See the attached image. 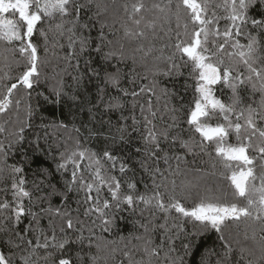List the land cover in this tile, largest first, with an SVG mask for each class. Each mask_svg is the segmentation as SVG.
Wrapping results in <instances>:
<instances>
[{"label":"snow or ice","instance_id":"snow-or-ice-1","mask_svg":"<svg viewBox=\"0 0 264 264\" xmlns=\"http://www.w3.org/2000/svg\"><path fill=\"white\" fill-rule=\"evenodd\" d=\"M172 3L173 0H166L165 3L157 0L151 2L122 0L116 6V0H112V5L115 6L113 24L119 22L122 30V35L116 42L118 48L102 53L104 44L111 45L113 41L108 39L104 32L109 25L100 22L99 42L93 49L97 53H102L105 60L119 57L123 61L127 58L131 60L133 66L140 64L144 68L143 74L136 73L135 67L132 68L128 75L131 90L121 87L122 74L118 67L112 72L105 70L104 80L106 84L115 87L122 96L131 97L130 104L133 111L137 106L139 107L141 119L137 120L135 115L131 116L132 129L139 131V125L141 123L144 125L145 131L141 133V138L145 156L157 164L162 160L168 168L162 170L156 166L149 170L152 180L150 193L134 195L136 186L131 182L127 184L129 191L121 192V181L111 175L110 171H105L101 163L102 159H107L111 162L110 167L115 169L118 157L107 150L103 152V157H98L94 152L79 150L77 141L78 150L67 155L61 153L63 162L58 164V170L67 171L69 164L72 166L71 176L65 182L64 191L57 192L55 186L46 184L47 175L45 180L34 182L37 190L40 189L41 184L51 188L47 196L36 197V201L46 200L51 195L58 194L65 201L64 208L54 209L49 205L47 208H41L39 212L32 211L33 196L25 188V179L23 176L18 180L13 179L11 187L14 189V206L7 202L0 203V212L11 207L12 215L5 216L4 220L0 221V232L8 231L4 225L6 221L11 220L17 239L5 237L0 242L3 245L0 247V264H13V258L19 264H41V262L74 264V259L75 264H83L85 255L91 264H98L102 259L106 261L109 257H101L99 253L104 251L107 245L98 242L102 238L95 237V228H87L89 235H84L85 222L80 219L81 205L85 206L83 216L89 219L95 217L91 219V224L99 227L101 233H108L116 224L117 217L113 209L119 211L122 210L121 205L131 207L136 202L165 214V223L158 227L164 229V238L169 245L172 237L168 235L166 224L170 214L175 212L220 233V239L224 242V259L230 258L233 251H237L241 259L245 258V254L253 255V247L245 246L237 239L235 242L239 247L234 249L223 234V229L229 224L237 226L243 224L244 240H250L253 246H258L262 252L261 260H264V44L261 43V37L264 36V0H219V2L179 0L175 11ZM93 7L95 11L92 10ZM108 8L109 5L102 0H0V14H3L0 15V42L7 45L6 51L11 53L10 60L7 56L4 57L5 64L3 69H0L3 71V75H0V86L4 89L0 92V114L6 113L15 104L17 120L11 123L13 125L22 123L18 118L22 98L14 99L13 92L18 88V84L25 90L33 89L34 84L40 82L41 69L51 62L49 56L67 63L75 59L77 61L75 67L79 70L78 56L83 55L91 47L90 32L95 26L82 22L81 16L86 17L87 21L99 22L98 18L107 12ZM121 9L122 14H119ZM217 9H223L227 15H218ZM182 12L186 17V22L183 24H181ZM8 14L18 19H8L6 18ZM173 17L176 21L175 31L170 26ZM221 20L229 21L223 30L220 27ZM165 24L169 25L167 29ZM189 24L192 25L191 33L188 32ZM66 25L70 26L66 27ZM249 25L251 29L256 30L255 33L249 29ZM181 28L183 33L180 31ZM85 32L89 34L86 35ZM34 34L42 38V46L33 41ZM109 35L114 33L110 32ZM184 36L188 39L185 40ZM241 36L246 38V43H241L239 39ZM63 37L68 41L67 53H63L65 45L59 41V38ZM165 40L173 41L171 44L173 51L169 55L165 54V49L169 48L168 43H161L160 47L156 44L157 41ZM126 45L131 48H127ZM41 47L43 58L40 54ZM129 51L131 54L126 56ZM177 58L182 61L183 67L190 68L189 76L195 81L191 102L184 112V123L192 133L187 139L182 136L184 129L180 127V118L177 115L184 111L185 106L183 103L180 108L171 105L170 97L175 93L165 86H160L157 79L160 76L168 78L173 74L182 75V65L176 62ZM225 58L228 63L225 62ZM85 64L89 65L90 61H85ZM241 65L245 71L239 70L238 66ZM13 67L23 69L15 77L18 83H11L10 86L2 84L4 80L13 79L11 75ZM89 70L93 76L99 75L97 70ZM83 78V74H80L74 76L73 80L79 83ZM139 80H146L148 83L139 84L137 89ZM216 85L226 86L231 90L228 103L216 94L217 89L214 87ZM185 87L187 88V85ZM242 88L250 89L247 104H244L241 96ZM53 91L59 102L62 89H53ZM100 91L103 92V89ZM257 93L260 97L258 101L253 99ZM141 96L146 97L144 103H140ZM162 99L163 111L159 106ZM179 99L182 101L183 97ZM107 106L122 109L124 104L120 97H111ZM26 116L31 117L30 105L27 106ZM165 116L168 117L167 120ZM157 120L165 126L158 127L155 123ZM8 123V120L0 123V133L6 132L5 125ZM29 126L23 123L17 132L10 133L15 136V140L7 146L0 142V153L6 156V149H11L13 143L18 144L23 141L25 127ZM59 126L66 127L63 124ZM119 131L123 132L124 128ZM197 135L199 139H196ZM120 139H124L123 135ZM230 139L233 142H230ZM177 142L181 148L189 152L195 148H199L201 152L212 149L216 158L223 164L224 171L220 175L229 182L232 201L222 200L211 187H208L204 189L198 202L190 208L181 202L182 198L187 199L193 190H199L200 185L192 182L182 183L178 193L176 180L169 179L181 173L179 161L183 158L169 156L164 145L171 149ZM135 151L139 153L142 149L136 148ZM171 159L178 161L175 169L170 164ZM85 160L87 164L82 168V162ZM141 167L148 170L146 161H141ZM11 171L21 173L23 170L12 166ZM125 171L126 165L121 163L119 172L124 174ZM195 171L204 172L203 169H195ZM85 172L88 173L87 179ZM147 187L145 185L146 189ZM105 190L107 198L103 196ZM73 191L82 192L83 197L77 199L75 208H70L67 204L68 193ZM25 199L28 200V207H25ZM73 212L77 215L73 216ZM25 215L30 217V221L21 233L18 228ZM45 217L49 218L47 229L40 224L41 219ZM56 217L61 221L59 224L55 222ZM97 220L100 222L99 225L96 224ZM253 224H258L259 229L252 228L249 235L248 229ZM141 227L144 228L145 233L149 232L146 225ZM29 232L32 233V238H28ZM120 239L123 240L124 237ZM134 239L142 243L138 247L136 245L133 247L149 257L148 264H154L151 257L160 256V250L165 247L164 240L160 244H155L151 236H135ZM70 244L80 249L75 252L74 258L65 254L66 246ZM85 245L89 250L95 247L97 254L93 255L91 251L84 253ZM41 250L44 252L43 256L39 255ZM52 250L60 253L59 258L54 257ZM115 252L116 249L112 248L109 256ZM173 252L175 248L169 246L164 252L161 264H164V261L167 264H183L181 258L170 255ZM123 255L127 258L128 264H143L142 260L133 259L131 251H126ZM120 264H123V261ZM217 264H224V260L218 259ZM248 264H251V261Z\"/></svg>","mask_w":264,"mask_h":264},{"label":"trees","instance_id":"trees-1","mask_svg":"<svg viewBox=\"0 0 264 264\" xmlns=\"http://www.w3.org/2000/svg\"><path fill=\"white\" fill-rule=\"evenodd\" d=\"M103 3L108 4V11L103 13L99 18V22L96 20L87 21L86 17L81 16L82 22H88L94 24L95 26L91 28L90 35L92 37L91 47L83 55L78 56L79 60V70L76 69V60H72L67 63L63 60H56L49 56L51 61L49 64L41 69V79L40 82L34 84L33 89L25 90L19 84L18 88L14 90L13 96L15 98H22L18 118L22 123H17L13 125L11 121L17 120L16 106L13 104L6 113L0 114V123L8 120L9 123L6 126V132L0 133V142L7 146L10 142L15 140V136L10 135V133L17 132L23 123L30 125L25 127L23 133L24 140L20 143H13L11 149H6L7 155L0 153V203H9L14 206V198L11 185L13 179H19L21 176L26 181L25 188L30 191L33 196L32 211L39 212L41 208H47L51 205L54 209L64 208L65 201L60 195L54 194L48 197L46 200L36 201L35 198L39 196H47L51 192V188L46 187L45 184L40 185V189L37 190L34 187V182H39L40 180H45L47 175L46 184L50 183L55 186L57 192L64 191L65 182L70 179L71 168L69 164L68 170H58V164L63 162L61 160V153L65 155L77 149V141L79 142V150H87L88 153H96L98 157H103L104 151H110L113 155L117 156L116 168L112 169L111 162L107 159H102L101 163L105 171H110L111 175L116 176L118 180L121 181V192L129 191L127 189V184L129 182L135 184V190L133 194H146L150 193L152 190V180L149 175V170L159 166L162 170L167 169L168 165H165L162 160L155 163L153 160L148 159L143 152V141L141 138V133L145 131L144 125L141 123L139 125V131H133L132 129V119L131 116L135 115L137 120H140L139 107L133 111L130 100L131 97L122 96V94L111 84H106L104 80L105 70L112 72L118 67L121 69L122 79L121 87L128 88L131 87L128 83V75L131 73L133 67H135V72L143 74L144 68L137 64L132 65L130 59H125L121 61L119 57L112 58L109 60L103 59L102 53L109 50H115L118 48L116 43L121 35L122 30L120 28V23L116 22L113 24V12L115 6L112 5V0H102ZM122 0H116V6H118ZM146 2H151V0H146ZM157 2L165 3L166 0H157ZM219 2V0H217ZM179 0H173L172 7L175 11L176 4ZM95 11V8L92 9ZM217 13L220 16H226L227 13L223 9H217ZM122 14V9L120 13ZM3 15V14H0ZM182 19L181 24L186 22V17L184 13H181ZM8 19H18L11 14H8ZM71 19V18H69ZM100 22L107 23L109 27L104 29L107 38L113 41V44H104L102 47V53H97L93 49L99 42L100 34ZM175 18H172L171 27L175 31ZM229 24L227 20L220 21L221 30L224 26ZM70 25H66L69 27ZM169 27L165 24V29ZM249 29L255 33L256 30ZM79 31V29H78ZM183 33V29L180 30ZM192 25L189 24L188 32L191 33ZM114 33V35H109V33ZM85 34H89L85 32ZM163 35V33H160ZM174 35V33H173ZM187 40L188 37L184 36ZM241 43H246V38L244 36L239 37ZM33 41L38 45L43 44L42 38L38 34H34ZM60 43L65 45L63 53H67L69 49L67 48L66 37L59 38ZM161 43H168L169 48L165 49V54L169 55L172 53L173 49L171 44L173 41H157V47H160ZM261 43L264 44V36L261 37ZM8 46L0 42V69H3L5 64L4 57L7 56L9 60L11 59V53L6 51ZM127 48L131 46L126 45ZM231 51V49H226ZM77 53L79 48L77 46ZM41 57L43 58V49L40 50ZM130 51L126 53L130 55ZM18 55V54H17ZM85 61H90L89 65L85 64ZM178 64L182 65V61L177 58ZM225 62L229 61L225 58ZM240 71H245L243 66H238ZM89 69H95L99 73L98 76H93ZM6 71V69H4ZM22 68L13 67L11 75L13 79L4 80L2 84L18 83L15 77L21 72ZM190 68L181 66L182 75H175L165 78L163 76L157 79L160 82V86L167 87L171 92L175 93L170 97L171 105L180 108L181 103L184 104V111L177 113L180 118V127L184 129L182 136L187 139L192 133L188 129L187 125L184 123L185 115L184 112L187 111V106L191 102L193 96V88L195 81L189 76ZM83 74L84 78L77 83L73 80L74 76ZM235 74V72H234ZM0 75H3V71H0ZM151 79V77H150ZM148 81L139 80L137 82V89L139 84H146ZM187 85V88L185 87ZM216 94L225 102L228 103V97L231 95V90L226 86L216 85ZM53 89H62V95L57 102V97L54 94ZM103 89V92L100 91ZM4 89L0 86V92ZM28 93H31L28 95ZM250 95V89L242 88L241 96L244 99V104L249 103L248 96ZM75 97V99H73ZM111 97H120L124 107L122 109H115L108 107V103ZM179 97H183L181 101ZM146 97H140V103L145 102ZM253 99L258 101L260 99L259 94H255ZM153 103L156 101L153 98ZM162 99L160 102L161 111H163ZM31 107V117L26 116L27 106ZM255 106V105H254ZM127 119H124V118ZM168 117L165 116V120ZM235 119V117H233ZM243 121L241 120V123ZM158 127H164L159 120L155 121ZM66 125V127H60L59 125ZM124 128V131H119ZM77 129L79 131H77ZM123 135L124 139L121 140L120 137ZM196 139H199L198 135ZM230 142H233L230 139ZM166 151H168L169 156H180L183 158L179 161L181 173L174 177H169V179H175L177 184V192H180V185L186 182H192L193 184L199 183V190H193L192 194L187 198L181 200V202L188 208H190L194 203L198 202L201 195L204 193V189L211 187L214 192L219 195L222 200L226 202L232 201V189L229 187V182L225 180L220 173L224 171L223 164L219 162L216 158V154L211 148L206 149L201 152L199 148H195L192 152L186 151L181 148L177 142L171 149L164 145ZM136 148H141L142 151L137 153ZM211 153V154H209ZM161 155V153H158ZM141 161H146L147 169L141 167ZM124 163L126 165V171L124 174L119 172V165ZM178 161L176 159H171L170 164L173 169H175ZM87 161L82 162V168L85 167ZM215 165V167H213ZM12 166L22 168L21 173H13L11 171ZM195 169H203V173L196 172ZM215 173V175H213ZM85 178H88V173L85 172ZM167 175V172H165ZM159 181V177H157ZM147 185V189L145 188ZM218 190V191H217ZM69 200L67 204L70 208H75L77 199L83 197V193H77L75 191L68 193ZM103 196L107 198L106 190L103 192ZM25 207H28V200H24ZM84 205L80 207V219L85 222L84 235L88 236L89 233L87 228H95V237L102 238L98 242H102L107 245V248L100 252L101 257H109L106 261L100 260L98 264H128L127 258L123 255L126 251H131L133 259L136 261H143V264H148L149 257L146 256L143 251H137L134 245L137 247L142 243L134 239L135 236H151L154 239L155 244H160L164 240V249L160 250L159 257H151L154 264H161L164 257V252L167 251L168 247L171 246L175 248V252L170 253L173 257L181 258L183 264H217L218 259H223L224 264H264V260H261L262 252L258 246H253L252 242L245 241L243 233L245 231V226L243 224L237 226L235 224H229L228 227L223 229V234L225 239L229 241L234 249L238 248L239 245L236 244V240L239 239L241 243L248 247H253V255L248 256L245 254V258L241 259L237 251H233L230 258L224 259V242L220 239V233L210 227H204L200 222L194 221L191 218L183 217L181 214L172 212L167 219L166 227L168 228V235L172 237L171 244L164 238V229L159 228L160 224L165 223V214L156 210L155 208L147 207L143 203L136 202L133 206L129 207L127 205H121L122 210L113 209V213L116 215V224L108 233H101L99 227H95L91 224V219L83 216ZM11 207L7 210L0 212V221L4 220L5 216H11ZM77 213L73 212V216ZM48 217L41 219L40 224L43 228L48 227ZM55 222L59 224L61 221L58 217L54 218ZM30 217L25 215L22 218V222L19 225L18 230L22 233L23 229L29 224ZM99 220L96 224L99 225ZM141 225H146L149 229L148 233H145L144 228ZM8 229L7 232H0V242L5 237H10L16 240V230H13L12 221L8 220L5 225ZM252 228L259 229L258 224L251 225L248 229L249 235H251ZM153 229H155L153 231ZM51 235V233H49ZM120 237H124L123 240ZM28 238H32V233H28ZM115 241V243H112ZM187 245V248H185ZM0 243V247H2ZM127 246V247H126ZM112 248L116 249L114 254L109 256L110 250ZM80 250L76 245L70 244L66 246L65 254L71 255L74 258L75 252ZM18 251V250H17ZM54 251V250H52ZM91 251L93 255L97 254L95 247L91 250L85 245L83 247V252L88 253ZM40 256L44 255L41 250L39 252ZM60 253L54 251V257L59 258ZM13 264H19V262L13 258ZM43 264V262H41ZM75 264V259H74ZM83 264H91L87 255L84 256ZM164 264H167L164 261Z\"/></svg>","mask_w":264,"mask_h":264}]
</instances>
